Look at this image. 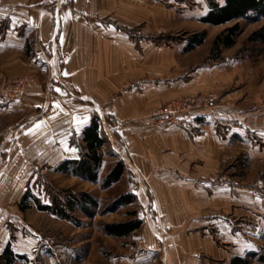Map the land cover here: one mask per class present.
Segmentation results:
<instances>
[{
  "label": "crops",
  "instance_id": "crops-1",
  "mask_svg": "<svg viewBox=\"0 0 264 264\" xmlns=\"http://www.w3.org/2000/svg\"><path fill=\"white\" fill-rule=\"evenodd\" d=\"M167 14L162 0H0V80L33 79L20 102H0V255L22 170L78 159L82 131L97 116L143 220L125 264L245 258L236 223L261 212L264 183L248 182L244 162L230 167L247 155L236 151L241 127L224 124L216 94L186 127L155 125L167 102L209 91L216 79L207 57L192 63L197 49L169 43Z\"/></svg>",
  "mask_w": 264,
  "mask_h": 264
},
{
  "label": "rangeland",
  "instance_id": "rangeland-1",
  "mask_svg": "<svg viewBox=\"0 0 264 264\" xmlns=\"http://www.w3.org/2000/svg\"><path fill=\"white\" fill-rule=\"evenodd\" d=\"M162 1H165L167 6L169 43L174 46L185 43L186 48L190 36L205 33L204 44L195 48L197 50L191 54V60L192 63H199L207 57L205 66L216 70L213 76L216 79L214 85L209 87L211 88L209 91L180 95L172 101H187L201 95L211 100L209 107H212V98L216 94L214 102L221 106L217 110H222L220 116L225 117L224 124L229 127H241L244 134L245 141L236 151L247 155L234 160L230 167L237 169V166L244 162L248 170L243 173L247 175L248 182L251 184L257 176L258 178L260 176L264 183V135H262L264 134V40H251L253 33L264 34V17L251 15L246 19L238 20L241 30L234 36L235 43L232 47H222L220 57L217 59L216 54L211 55L213 41L235 22L217 27L201 23L200 20L210 8L211 0ZM213 1L220 4L225 2V0ZM157 24L160 25L161 21L158 20ZM212 61H219V64H214ZM6 78L19 79L3 76L0 85ZM223 97H225L224 101ZM194 104L196 105V102ZM197 104L201 103L197 102ZM157 117L155 122L157 128L162 131L167 130L168 128L162 129L159 116ZM104 159L103 166L99 170L100 178L95 185L83 178L61 174L56 171L57 167L22 170L25 181L24 192L10 193L8 203L10 216L6 223L11 248L28 257V263L19 261L18 264L127 263V259L134 254L133 238L126 240L110 238L102 228L104 224L125 221L127 219L125 213L133 211L134 207L121 208L118 205L117 200L126 190L125 187L121 185L105 187L104 179L117 160L112 157ZM69 190L75 194L90 193L100 202L93 218H87L76 212L74 217L80 221V224L76 225L72 221L67 222L38 211L32 200L29 202L32 207L25 212L21 211L20 205H14L27 191H31L43 204H49L55 197L64 198ZM262 194L264 196V188ZM260 210V213H252L250 222L236 223V228L243 234L242 247L246 251L245 258L249 260V264H264V202Z\"/></svg>",
  "mask_w": 264,
  "mask_h": 264
},
{
  "label": "trees",
  "instance_id": "trees-1",
  "mask_svg": "<svg viewBox=\"0 0 264 264\" xmlns=\"http://www.w3.org/2000/svg\"><path fill=\"white\" fill-rule=\"evenodd\" d=\"M264 17V0H225L224 4H220L213 0L210 1V8L205 16L200 20L217 27L235 22L232 27L220 33L213 41L211 55L216 54L219 59L222 47H232L235 43L234 36L240 32L238 20H243L249 16ZM262 35V36H261ZM261 36V38H260ZM205 33H198L190 36L188 45L185 48L189 52L196 47L204 44ZM264 40V34L261 32L253 33L251 40ZM93 120L89 126L83 129L82 143L78 145L80 154L78 159H69L56 168L61 174H70L74 177L83 178L84 180L95 185L100 178L99 170L103 166L104 158H117L116 154L107 147V138L101 131V120L97 116H93ZM126 164L124 161L117 160L109 170V174L104 179V185L110 188L114 185L125 187L120 198L117 200L121 208L130 207L138 203L136 195L132 191V178L130 175L125 177ZM32 200L33 205L39 211L46 212L52 216H56L65 221H72L76 225L80 224L74 215L80 212L87 218H93L94 211L100 206V202L90 193L82 192L75 194L71 190L67 191L64 198L55 197L49 204H43L40 199L35 197L31 191H27L19 203L21 211L31 208L29 203ZM127 219L123 222H113L104 224L103 231L110 238L126 239L130 238L133 233L140 230L143 220L138 212L133 210L126 212ZM28 257L16 254L10 244L6 246L4 252L0 255V264H17L18 261L27 262ZM232 264H249L247 258H235Z\"/></svg>",
  "mask_w": 264,
  "mask_h": 264
},
{
  "label": "built area",
  "instance_id": "built-area-1",
  "mask_svg": "<svg viewBox=\"0 0 264 264\" xmlns=\"http://www.w3.org/2000/svg\"><path fill=\"white\" fill-rule=\"evenodd\" d=\"M31 82H33V79L28 76H23L19 79H4L0 85V102L3 105L20 102L26 95V88ZM195 102L196 105L194 104ZM197 102L203 103L204 107H202L203 104L198 105ZM210 102L211 100L201 95L187 101H171L158 114L162 129L171 126L186 127L189 118L196 112L203 110V108L209 107Z\"/></svg>",
  "mask_w": 264,
  "mask_h": 264
},
{
  "label": "snow or ice",
  "instance_id": "snow-or-ice-1",
  "mask_svg": "<svg viewBox=\"0 0 264 264\" xmlns=\"http://www.w3.org/2000/svg\"><path fill=\"white\" fill-rule=\"evenodd\" d=\"M59 91V90H58ZM262 135H264V134H262Z\"/></svg>",
  "mask_w": 264,
  "mask_h": 264
}]
</instances>
